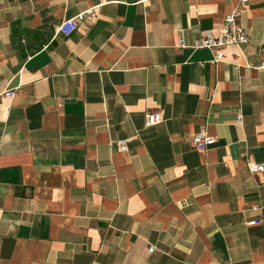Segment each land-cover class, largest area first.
<instances>
[{
	"label": "crops",
	"instance_id": "1",
	"mask_svg": "<svg viewBox=\"0 0 264 264\" xmlns=\"http://www.w3.org/2000/svg\"><path fill=\"white\" fill-rule=\"evenodd\" d=\"M235 7L0 0V264H264V0L220 62L178 47Z\"/></svg>",
	"mask_w": 264,
	"mask_h": 264
},
{
	"label": "built area",
	"instance_id": "2",
	"mask_svg": "<svg viewBox=\"0 0 264 264\" xmlns=\"http://www.w3.org/2000/svg\"><path fill=\"white\" fill-rule=\"evenodd\" d=\"M253 0H235L237 7L226 14L222 20L219 29L216 32L206 31L204 34L194 40L191 43H187L183 36L178 37V47L189 48L191 50H207L211 54L209 59L210 63H218L222 59L221 50L226 47H237L245 44L249 41V36L246 29L240 24L239 17L241 10ZM94 17V10L88 8L84 11L77 13L75 16L69 19L63 20L57 28V31L63 35H69L76 27L79 21L91 20ZM264 51V46L262 48ZM258 68L264 70V61H262ZM4 96L12 98L14 96V89H8L4 92ZM238 123L241 122V116H238ZM163 120V114L161 110H148L144 115V125L146 127L152 126ZM129 139L116 140L117 148L120 152L127 150V143ZM215 142V138L206 134L205 131H199L192 135L191 144L194 149L198 151L205 150L208 146ZM226 165V164H224ZM246 166L250 173H259L264 176V163H257L247 160ZM260 220H251L248 224H258ZM154 249L150 246V251Z\"/></svg>",
	"mask_w": 264,
	"mask_h": 264
}]
</instances>
